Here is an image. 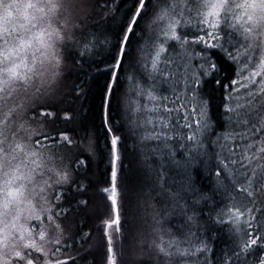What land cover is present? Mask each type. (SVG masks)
Returning <instances> with one entry per match:
<instances>
[{"label": "snow or ice", "instance_id": "6c2138e0", "mask_svg": "<svg viewBox=\"0 0 264 264\" xmlns=\"http://www.w3.org/2000/svg\"><path fill=\"white\" fill-rule=\"evenodd\" d=\"M129 254L264 264V0H0V264Z\"/></svg>", "mask_w": 264, "mask_h": 264}, {"label": "trees", "instance_id": "16d2710c", "mask_svg": "<svg viewBox=\"0 0 264 264\" xmlns=\"http://www.w3.org/2000/svg\"><path fill=\"white\" fill-rule=\"evenodd\" d=\"M123 8V6H122ZM121 14H118L117 17V22L120 19ZM116 25H112V27H115ZM136 41L133 40V47H135ZM107 55L105 53L101 54V59H106ZM104 65L102 64L101 67ZM106 77L103 74H98L96 76V79L94 82L90 83L92 84L91 87V92L90 94L83 99L82 101L77 102V107H79L81 104L83 105L80 107V112L83 117L86 118L87 122H94L96 125V133L97 136L99 137L100 140V146L101 149L103 150V142H104V137H103V131L100 128V121H99V106H100V89L102 88L104 81ZM71 83V81H69ZM114 117L116 116V113L114 111L113 113ZM130 143V142H129ZM128 158L125 161L126 165L132 164L133 156L131 154V150L129 149L127 153ZM91 170L89 172V175L92 176V174H95V177L98 178L99 180L103 181L105 179V174H106V161H102L99 158H96L93 160L91 163ZM125 178H126V184L127 186L131 189L135 186L136 183V174H135V166L132 164L131 167H126L125 168ZM92 226V222L89 221L88 223L84 224V230L87 231L90 227ZM117 253H120V243L119 240H117ZM89 260H91V257H89Z\"/></svg>", "mask_w": 264, "mask_h": 264}, {"label": "rangeland", "instance_id": "374dc122", "mask_svg": "<svg viewBox=\"0 0 264 264\" xmlns=\"http://www.w3.org/2000/svg\"><path fill=\"white\" fill-rule=\"evenodd\" d=\"M121 259L125 261V264H133L134 261V257L131 256L130 254L122 256Z\"/></svg>", "mask_w": 264, "mask_h": 264}]
</instances>
